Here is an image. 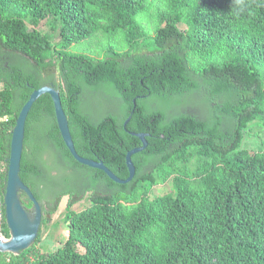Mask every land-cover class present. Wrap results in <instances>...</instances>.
<instances>
[{
	"label": "trees",
	"instance_id": "obj_1",
	"mask_svg": "<svg viewBox=\"0 0 264 264\" xmlns=\"http://www.w3.org/2000/svg\"><path fill=\"white\" fill-rule=\"evenodd\" d=\"M149 11L151 25L141 23L153 35L137 21ZM49 17L62 22L58 49L38 29ZM97 34L120 35L127 49L67 50ZM0 83V119L11 117L0 120L1 191L16 118L42 86L60 91L77 153L118 178L142 145L130 132L148 142L132 156L133 180L118 184L74 159L42 95L20 177L42 225L68 198V238L42 253L39 235L19 255L0 252V264H264V149L243 147L251 125L264 127V0H0ZM100 94L114 109H87ZM168 182L172 192L151 198ZM1 232L10 237L5 213Z\"/></svg>",
	"mask_w": 264,
	"mask_h": 264
},
{
	"label": "water",
	"instance_id": "obj_2",
	"mask_svg": "<svg viewBox=\"0 0 264 264\" xmlns=\"http://www.w3.org/2000/svg\"><path fill=\"white\" fill-rule=\"evenodd\" d=\"M44 94H49L51 96L58 129L66 147L74 159L80 164L105 172L114 182L118 184H127L133 180L136 169L132 162V156L144 151L148 146L146 134L130 132V135L141 140L142 145L127 153L126 165L129 176L127 179L122 180L109 170L102 161L84 158L77 153L68 118L63 109L60 91L51 86H42L34 90L18 114L15 126L11 131L10 153L7 159L8 165L5 186L2 191L0 190V252L3 253L19 255L30 248L37 240L42 226L43 211L41 204L35 198L30 188L22 181L20 172L25 146L27 119L34 103ZM135 107L136 100H134V108ZM130 119L131 117L126 120L124 127L127 126ZM1 193L3 194V201H1ZM21 194H24L28 202H31L32 206L30 208L23 204ZM2 207H4L5 220L9 229V238H6L1 232Z\"/></svg>",
	"mask_w": 264,
	"mask_h": 264
},
{
	"label": "rangeland",
	"instance_id": "obj_3",
	"mask_svg": "<svg viewBox=\"0 0 264 264\" xmlns=\"http://www.w3.org/2000/svg\"><path fill=\"white\" fill-rule=\"evenodd\" d=\"M146 20L152 23L150 11L143 15L137 17L138 22ZM142 24V23H141ZM144 24V25H143ZM143 26L150 31V34L153 35V30L149 27L146 22H143ZM27 25L29 29L33 27L30 24V20H27ZM62 22L55 17H49L40 23L38 29L49 36L55 46V49L62 44V39L60 36V28ZM151 25V24H150ZM150 28V29H149ZM114 48L116 50H126L127 47L123 43V39L120 35L109 36L106 34H97L94 37L87 38L79 43H75L67 48L68 51L75 54H84L94 58H104L108 55V50ZM3 88V84L0 83V89ZM113 97L109 94H100L95 99H86L85 105L89 111H94L99 109L101 111H107L114 109ZM11 117H4L0 120H7ZM243 147L249 150L250 152H255L258 150L264 149V127L259 125H251L250 129L246 134V138L243 142ZM0 171H5L4 166L0 167ZM172 192V183L168 182L164 185L155 187L152 190L151 198L164 195ZM67 197H63L57 212L50 218V222L41 226L40 229V241L37 244V249L42 253H51L56 251L59 248H62L68 238V226L64 223L63 219L65 217L64 210L67 205ZM88 204L87 198L81 203L75 206L76 210H81ZM3 208V207H2ZM2 211V220L1 227L4 218L3 209ZM30 208V207H28ZM79 252H83L81 246L77 247Z\"/></svg>",
	"mask_w": 264,
	"mask_h": 264
},
{
	"label": "clouds",
	"instance_id": "obj_4",
	"mask_svg": "<svg viewBox=\"0 0 264 264\" xmlns=\"http://www.w3.org/2000/svg\"><path fill=\"white\" fill-rule=\"evenodd\" d=\"M237 3H240V0H237Z\"/></svg>",
	"mask_w": 264,
	"mask_h": 264
},
{
	"label": "bare ground",
	"instance_id": "obj_5",
	"mask_svg": "<svg viewBox=\"0 0 264 264\" xmlns=\"http://www.w3.org/2000/svg\"><path fill=\"white\" fill-rule=\"evenodd\" d=\"M0 237H1V235H0Z\"/></svg>",
	"mask_w": 264,
	"mask_h": 264
}]
</instances>
